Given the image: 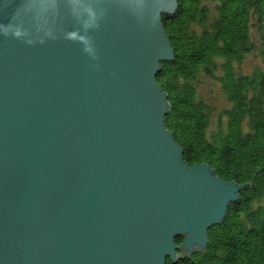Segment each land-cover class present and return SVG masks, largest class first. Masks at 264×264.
<instances>
[{
  "label": "water",
  "instance_id": "1",
  "mask_svg": "<svg viewBox=\"0 0 264 264\" xmlns=\"http://www.w3.org/2000/svg\"><path fill=\"white\" fill-rule=\"evenodd\" d=\"M178 2L0 0V264L206 249L246 186L190 166L165 126Z\"/></svg>",
  "mask_w": 264,
  "mask_h": 264
},
{
  "label": "trees",
  "instance_id": "2",
  "mask_svg": "<svg viewBox=\"0 0 264 264\" xmlns=\"http://www.w3.org/2000/svg\"><path fill=\"white\" fill-rule=\"evenodd\" d=\"M163 25L174 49L157 76L170 106L167 130L190 166L207 164L246 186L209 230L204 251L167 264H264V0H179ZM250 54L258 62L241 72ZM202 75L217 82L227 105L216 126Z\"/></svg>",
  "mask_w": 264,
  "mask_h": 264
},
{
  "label": "rangeland",
  "instance_id": "3",
  "mask_svg": "<svg viewBox=\"0 0 264 264\" xmlns=\"http://www.w3.org/2000/svg\"><path fill=\"white\" fill-rule=\"evenodd\" d=\"M258 62V57L255 54L248 55L239 66L241 72L249 73L253 66ZM199 89L206 101L213 109V125L218 124L219 118L222 117V111L227 106L220 88L212 78L202 75L200 77Z\"/></svg>",
  "mask_w": 264,
  "mask_h": 264
}]
</instances>
